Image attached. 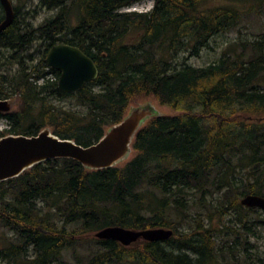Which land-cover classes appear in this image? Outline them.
Segmentation results:
<instances>
[{
	"label": "trees",
	"instance_id": "obj_1",
	"mask_svg": "<svg viewBox=\"0 0 264 264\" xmlns=\"http://www.w3.org/2000/svg\"><path fill=\"white\" fill-rule=\"evenodd\" d=\"M138 1L39 0L37 8L55 13L38 25L36 9L26 19L12 7L13 20L0 32V47L8 51V62H0V98L20 101L18 109L0 115L9 125L0 138L48 127L88 146L121 120L137 96H152L177 114L151 117L122 166L92 170L52 158L0 181V230L11 232L0 261L53 264L85 243L86 234L120 226L163 227L172 235L128 246L92 235L88 255L77 264L262 262L248 240L264 226V211L240 199L264 197V34L233 43L205 66L176 59L197 56L213 36L264 11V0H235L248 5L245 10L208 0H153L148 11L123 10ZM35 41L42 49L30 63L35 57L27 51ZM56 43L78 47L98 69L75 93L57 89L59 71L44 61ZM7 63L19 68L7 75ZM65 99L72 108L51 103ZM236 171L246 173L238 180ZM212 211L231 216L219 226L225 235L211 225ZM190 217L195 225L184 229L181 221Z\"/></svg>",
	"mask_w": 264,
	"mask_h": 264
},
{
	"label": "water",
	"instance_id": "obj_2",
	"mask_svg": "<svg viewBox=\"0 0 264 264\" xmlns=\"http://www.w3.org/2000/svg\"><path fill=\"white\" fill-rule=\"evenodd\" d=\"M0 3L5 13L0 22L2 31L12 22L13 10L10 0H0ZM44 61L47 66L59 71L57 89L64 93L79 91L98 74L94 61L88 55L78 47L65 43L52 45ZM129 107V113L125 111L120 121L107 127L103 135L88 146L80 145L72 139L60 138L48 127L41 129L36 135L9 134L1 137L0 181L17 177L35 164L52 158H70L92 170L118 166L131 152V143L137 132L151 117H157L153 115L154 108L150 102ZM9 110V102L0 100V111ZM146 118L149 119L143 123ZM240 204L264 211V197L260 195L247 194L240 199ZM93 235L98 239H110L128 246L141 239L149 242L165 241L172 235V230L163 227L129 229L107 226Z\"/></svg>",
	"mask_w": 264,
	"mask_h": 264
},
{
	"label": "rangeland",
	"instance_id": "obj_3",
	"mask_svg": "<svg viewBox=\"0 0 264 264\" xmlns=\"http://www.w3.org/2000/svg\"><path fill=\"white\" fill-rule=\"evenodd\" d=\"M12 7L18 9V14H21L23 18H30L32 14H34L33 9H36L37 12L34 14L33 17V23L34 25H38L42 23L45 19L51 17L55 11L53 10H47L45 8H37L39 0H10ZM231 3H237V7H240L242 9H246L248 7L243 6L241 3L235 1V0H208L207 5L210 6H216L220 4H231ZM153 6V0H140L138 2L133 3L129 7H124L123 10H135V11H148ZM1 7H0V14L1 13ZM20 16V17H21ZM264 34V11L258 12V13H250L245 19H243V22L239 26H237L234 29H231L228 32L220 33L218 35L213 36L206 47H204L200 53L197 56H191L188 57L186 54H179L176 61L178 63L186 62L187 64L193 65V66H205L207 64L216 62L221 56L224 55V52H226L228 49L231 48V45L233 43L238 42L239 40H252L254 38L260 37L259 35ZM42 49V48H41ZM40 48H38V42H34L33 45L30 47V49L27 51V53H32L33 57L35 59L33 62L35 63L36 59L40 57ZM8 51L4 50L0 47V62L5 59V62H8L6 57ZM6 65H9L7 63ZM17 68H19V65L17 63H13L9 66H5L4 70H6L7 75H11L14 73ZM52 79V78H51ZM19 99L17 98V101L15 102V105L13 106V110H16L19 108ZM148 102L152 103V106L154 108V114L153 115H175L177 114L174 110L170 109L167 106L159 104L154 97L152 96H137L134 97L130 102L129 106L131 107H138L139 105H145ZM56 107H64L66 109L72 108V103L70 99L65 100H53L51 102ZM74 108H78V106H74ZM131 108H127L126 112L129 113ZM125 112V113H126ZM127 113V114H128ZM249 117V116H248ZM149 118H146L143 123L148 120ZM7 122L4 120V118L0 117V130H3L7 127ZM134 152H130L129 155L125 158V160L121 163H119V166H122L125 161L130 159L133 156ZM245 171H236V176L238 180L241 177H244ZM216 197V196H215ZM213 204L216 206L217 201H214ZM202 211V210H201ZM212 216L210 218L211 225L215 229H221L222 235L225 228H219L221 224H227L226 222L231 219V216L229 214L224 213V216L218 215L215 211L211 212ZM203 215V212H202ZM182 227L184 229H187V227H192L195 225V221L190 217L186 219L185 221H181ZM180 227V230H183V228ZM223 231V232H222ZM255 235L252 237H249V240L251 243H253L254 247L252 248L254 259L256 257H260L262 259V262H264V226L258 227V229H255ZM85 243H77L75 245V249L65 251L61 260L53 263V264H77V259H80L86 255H88L89 247H92L93 243L90 241V238L93 234H86ZM11 236V232L6 230H0V247H2L6 242L7 239ZM247 238V237H246ZM228 238H222V240H226ZM248 239V238H247ZM227 243V242H226ZM242 250V246H239V252ZM75 252L76 254H73ZM85 258H83L84 260ZM260 263L258 261H255V264H264ZM0 264H7L6 262L0 261Z\"/></svg>",
	"mask_w": 264,
	"mask_h": 264
},
{
	"label": "flooded vegetation",
	"instance_id": "obj_4",
	"mask_svg": "<svg viewBox=\"0 0 264 264\" xmlns=\"http://www.w3.org/2000/svg\"><path fill=\"white\" fill-rule=\"evenodd\" d=\"M0 100L1 101H7V102H9V104H10V110L8 112H10V111H13V106L15 105V102L17 101V98L16 97L5 98V99L4 98H0ZM2 114H5V112L0 111V115H2ZM0 117L1 118H4L2 116H0ZM4 120L7 122V119L6 118H4ZM8 127H9V125L7 124V127L6 128H8Z\"/></svg>",
	"mask_w": 264,
	"mask_h": 264
},
{
	"label": "bare ground",
	"instance_id": "obj_5",
	"mask_svg": "<svg viewBox=\"0 0 264 264\" xmlns=\"http://www.w3.org/2000/svg\"><path fill=\"white\" fill-rule=\"evenodd\" d=\"M0 7H1V9H2L3 19H4L5 13H4V8H3V6L1 5V3H0ZM13 17H14V15H13ZM3 19H2V20H3ZM12 20H13V19H12ZM0 22H1V21H0ZM10 24H11V23H10ZM10 24H9V25H10ZM9 25H8V26H9ZM8 26H7V27H8ZM4 29H5V28H4ZM0 32H1V31H0ZM28 125H29V124H28Z\"/></svg>",
	"mask_w": 264,
	"mask_h": 264
}]
</instances>
